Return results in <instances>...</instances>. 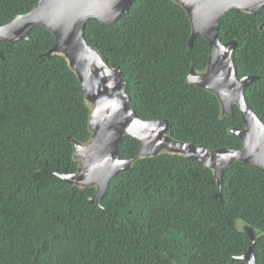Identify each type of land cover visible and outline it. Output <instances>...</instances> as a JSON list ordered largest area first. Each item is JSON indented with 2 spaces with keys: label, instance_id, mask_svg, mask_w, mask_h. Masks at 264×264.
Returning <instances> with one entry per match:
<instances>
[{
  "label": "trees",
  "instance_id": "16d2710c",
  "mask_svg": "<svg viewBox=\"0 0 264 264\" xmlns=\"http://www.w3.org/2000/svg\"><path fill=\"white\" fill-rule=\"evenodd\" d=\"M39 0H0V26ZM264 6L237 8L219 22V38L237 40L238 76L258 75L243 88L264 121ZM86 39L119 67L132 107L145 120L167 118L169 135L210 149L241 148L230 133L243 127L238 107L222 115L215 94L187 85L191 66L204 71L209 45L174 0H134L113 23L86 22ZM54 36L34 26L27 40H0V264H246L231 260L252 244L239 222L261 231L254 243L264 264V168L235 161L224 170L222 195L212 169L162 151L135 160L108 183L100 203L95 187L70 185L57 172L77 171L68 136L86 143L91 106L66 58L45 53ZM140 143L124 135L123 159Z\"/></svg>",
  "mask_w": 264,
  "mask_h": 264
},
{
  "label": "water",
  "instance_id": "95a60500",
  "mask_svg": "<svg viewBox=\"0 0 264 264\" xmlns=\"http://www.w3.org/2000/svg\"><path fill=\"white\" fill-rule=\"evenodd\" d=\"M134 0H39L25 14L0 26V40L14 42L27 40L34 26H42L52 33L54 43L45 53L63 55L76 74L86 102L91 106L88 118L89 140L81 143L68 136L73 145L75 159H80L76 172L56 175L70 185L95 187L89 201L100 203L111 178L120 170L129 169L132 163L146 156H156L162 151L182 154L209 167L216 179L220 198L221 178L224 170L235 161L264 168V121L247 104L243 88L261 76H238L233 51L237 40L223 42L218 26L221 17L233 8L248 14L258 13L264 0H174L185 10L191 25L189 46L197 36L204 37L209 45L205 71L197 72L191 66L187 85H195L216 95L222 115H231L235 104L243 121V127H231L230 133L242 141L241 148L220 147L210 149L205 144L175 140L169 135L170 121L143 119L132 107L126 92V82L119 67H112L100 52L86 39V22L95 18L110 24L126 13ZM264 30V22L259 25ZM0 56L2 53L0 52ZM124 135L140 143L137 154L123 159L118 147ZM241 231L251 240L248 250L240 259L255 264L254 243L261 231L245 224Z\"/></svg>",
  "mask_w": 264,
  "mask_h": 264
},
{
  "label": "flooded vegetation",
  "instance_id": "af4514ba",
  "mask_svg": "<svg viewBox=\"0 0 264 264\" xmlns=\"http://www.w3.org/2000/svg\"><path fill=\"white\" fill-rule=\"evenodd\" d=\"M197 71V70H196ZM205 71V70H204ZM197 72H203V71H197ZM187 78V77H186ZM245 225V223H242L241 224V227H243ZM257 238V237H256ZM250 239V238H249ZM249 248V247H248ZM248 250V249H247ZM241 255H243V254H241ZM235 256V255H234ZM236 256H240V255H236ZM255 257V256H254ZM232 260V259H231ZM233 260H240V259H233ZM242 261H244V260H242ZM246 264H248L246 261H244ZM228 264V263H227ZM255 264H256V259H255Z\"/></svg>",
  "mask_w": 264,
  "mask_h": 264
},
{
  "label": "rangeland",
  "instance_id": "374dc122",
  "mask_svg": "<svg viewBox=\"0 0 264 264\" xmlns=\"http://www.w3.org/2000/svg\"><path fill=\"white\" fill-rule=\"evenodd\" d=\"M241 224H242V222H239V227H240V228H242V227H241Z\"/></svg>",
  "mask_w": 264,
  "mask_h": 264
}]
</instances>
